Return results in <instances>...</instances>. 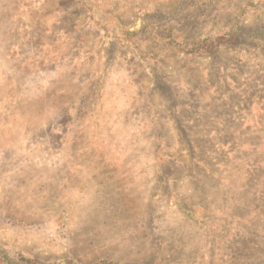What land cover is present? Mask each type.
<instances>
[{
	"label": "rangeland",
	"instance_id": "1",
	"mask_svg": "<svg viewBox=\"0 0 264 264\" xmlns=\"http://www.w3.org/2000/svg\"><path fill=\"white\" fill-rule=\"evenodd\" d=\"M0 264H264V0H0Z\"/></svg>",
	"mask_w": 264,
	"mask_h": 264
}]
</instances>
